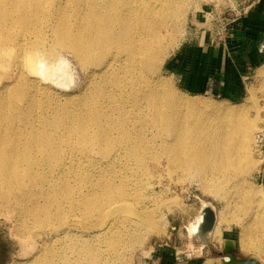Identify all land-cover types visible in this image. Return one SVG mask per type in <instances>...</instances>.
<instances>
[{
    "label": "bare ground",
    "instance_id": "1",
    "mask_svg": "<svg viewBox=\"0 0 264 264\" xmlns=\"http://www.w3.org/2000/svg\"><path fill=\"white\" fill-rule=\"evenodd\" d=\"M187 8V0H0V207L16 206L23 219L21 241L34 254L26 264H128L167 225L154 172L164 164L216 196L209 179L237 181L239 247L264 262V184L246 176L257 163L254 93L239 104L204 101L160 72L159 30L176 10L185 20ZM65 50L86 70L71 93L78 78ZM205 208L191 236L221 239L222 220ZM36 236L50 238L38 245ZM214 260L222 261L207 264Z\"/></svg>",
    "mask_w": 264,
    "mask_h": 264
},
{
    "label": "rangeland",
    "instance_id": "2",
    "mask_svg": "<svg viewBox=\"0 0 264 264\" xmlns=\"http://www.w3.org/2000/svg\"><path fill=\"white\" fill-rule=\"evenodd\" d=\"M262 6L264 0H187L186 19L179 15L180 10H176L174 23L162 26L159 30L164 45H167L165 59L160 67L162 76L169 79L177 91L179 88L189 96H200L204 101L239 104L254 93L259 108V125L264 114V79L258 75V70L264 64L251 71L243 69L236 73V86L238 79L243 86L238 89L241 91L238 94L240 96L233 98L220 93H193L184 90L176 78L171 62L182 57L181 61L185 62L191 54L195 57L196 52H201L198 48L205 49L212 45L217 46L218 43H227L232 34L237 32L238 23L252 17L255 12L259 13ZM61 56L72 62L78 78L75 89L64 92L78 91L86 77V70L70 51H62ZM236 76L231 73L230 79ZM251 150L252 158L257 163L246 176L249 185L261 186L264 184V172L260 168L254 147ZM154 172L155 188L162 203V211L167 217V225H163L161 234L152 235L144 247H135L127 258L128 264H207L209 259H223V250L229 240L234 245L233 252L239 258L255 259L264 264L261 259L242 251L239 247V222L242 217L239 196L244 189L234 184L238 183L237 181L230 184L222 178L209 179L213 188L220 193L216 196L202 190L199 177L185 176L181 169L170 172L164 164ZM226 198L238 199L240 205L237 206L234 202L228 204ZM207 204L215 208V222L218 218L223 222L221 239L214 238L211 232L207 231L198 232L196 238L191 236V230L204 215L203 210ZM22 226L23 219L20 218L16 206L0 207V264H26L32 259L34 254L29 253L21 241V238L29 236ZM43 238L50 236H36V243L41 245ZM211 264H223V261L214 260Z\"/></svg>",
    "mask_w": 264,
    "mask_h": 264
},
{
    "label": "crops",
    "instance_id": "3",
    "mask_svg": "<svg viewBox=\"0 0 264 264\" xmlns=\"http://www.w3.org/2000/svg\"><path fill=\"white\" fill-rule=\"evenodd\" d=\"M264 6L259 13L246 18L237 25L227 43L217 46L198 48L194 57L186 58L185 62L175 59L171 62L177 80L183 89L193 93H217L237 98L242 82L237 76L240 70L251 71L264 64ZM193 56V57H192ZM186 57V56H185ZM231 73L236 78L230 79ZM221 81V83H219ZM243 86V85H242Z\"/></svg>",
    "mask_w": 264,
    "mask_h": 264
},
{
    "label": "water",
    "instance_id": "4",
    "mask_svg": "<svg viewBox=\"0 0 264 264\" xmlns=\"http://www.w3.org/2000/svg\"><path fill=\"white\" fill-rule=\"evenodd\" d=\"M206 208L203 210L205 211ZM234 245L229 240L226 242V246L223 250L224 257L222 259L223 264H260L255 259H241L234 252Z\"/></svg>",
    "mask_w": 264,
    "mask_h": 264
},
{
    "label": "built area",
    "instance_id": "5",
    "mask_svg": "<svg viewBox=\"0 0 264 264\" xmlns=\"http://www.w3.org/2000/svg\"><path fill=\"white\" fill-rule=\"evenodd\" d=\"M254 152L264 172V114L255 134Z\"/></svg>",
    "mask_w": 264,
    "mask_h": 264
}]
</instances>
